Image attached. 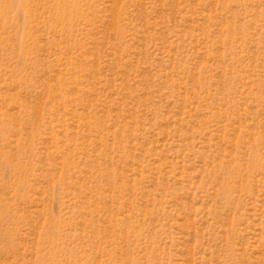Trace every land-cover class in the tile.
<instances>
[{
	"label": "rangeland",
	"instance_id": "374dc122",
	"mask_svg": "<svg viewBox=\"0 0 264 264\" xmlns=\"http://www.w3.org/2000/svg\"><path fill=\"white\" fill-rule=\"evenodd\" d=\"M0 264H264V0H0Z\"/></svg>",
	"mask_w": 264,
	"mask_h": 264
}]
</instances>
